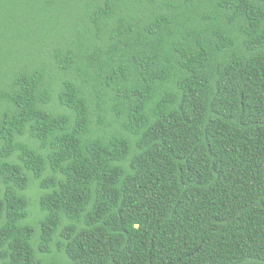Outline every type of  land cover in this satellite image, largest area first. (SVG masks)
<instances>
[{
    "label": "trees",
    "instance_id": "trees-1",
    "mask_svg": "<svg viewBox=\"0 0 264 264\" xmlns=\"http://www.w3.org/2000/svg\"><path fill=\"white\" fill-rule=\"evenodd\" d=\"M0 264H264V0H0Z\"/></svg>",
    "mask_w": 264,
    "mask_h": 264
}]
</instances>
